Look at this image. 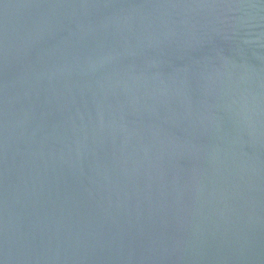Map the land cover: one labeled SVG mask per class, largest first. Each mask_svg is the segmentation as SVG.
Returning <instances> with one entry per match:
<instances>
[{"label":"water","instance_id":"1","mask_svg":"<svg viewBox=\"0 0 264 264\" xmlns=\"http://www.w3.org/2000/svg\"><path fill=\"white\" fill-rule=\"evenodd\" d=\"M0 264H264V0H0Z\"/></svg>","mask_w":264,"mask_h":264}]
</instances>
